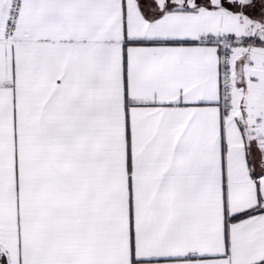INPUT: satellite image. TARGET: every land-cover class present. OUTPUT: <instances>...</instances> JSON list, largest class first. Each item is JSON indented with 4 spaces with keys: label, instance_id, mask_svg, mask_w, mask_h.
Here are the masks:
<instances>
[{
    "label": "snow or ice",
    "instance_id": "6c2138e0",
    "mask_svg": "<svg viewBox=\"0 0 264 264\" xmlns=\"http://www.w3.org/2000/svg\"><path fill=\"white\" fill-rule=\"evenodd\" d=\"M0 264H264V0H0Z\"/></svg>",
    "mask_w": 264,
    "mask_h": 264
}]
</instances>
